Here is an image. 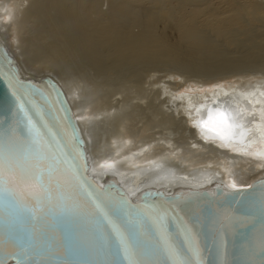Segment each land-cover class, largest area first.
Returning <instances> with one entry per match:
<instances>
[{"label": "bare ground", "instance_id": "bare-ground-1", "mask_svg": "<svg viewBox=\"0 0 264 264\" xmlns=\"http://www.w3.org/2000/svg\"><path fill=\"white\" fill-rule=\"evenodd\" d=\"M149 1L154 9L144 0H0V38L25 75L50 74L61 83L99 180L115 173L131 194L145 185L169 192L215 180L250 184L264 175V156L255 155L264 153V70L256 68L264 53L257 59L254 45L256 53H247L252 57L234 58L236 49L229 56L200 26L214 19L218 37L239 44L237 29L224 25L242 24L243 32L244 15L264 20V0H223L235 10L217 23L219 3L212 0ZM166 3L174 12L193 8L192 16L186 22L167 18L157 12ZM161 64L168 67L160 73ZM231 77L241 82L220 81ZM174 78L194 87L183 90ZM212 101L240 125L231 146L205 141L192 126ZM162 123L173 129L146 134Z\"/></svg>", "mask_w": 264, "mask_h": 264}, {"label": "water", "instance_id": "water-1", "mask_svg": "<svg viewBox=\"0 0 264 264\" xmlns=\"http://www.w3.org/2000/svg\"><path fill=\"white\" fill-rule=\"evenodd\" d=\"M0 73V264H264V175L244 205L220 180L131 194L94 176L61 83L25 75L1 38Z\"/></svg>", "mask_w": 264, "mask_h": 264}, {"label": "rangeland", "instance_id": "rangeland-1", "mask_svg": "<svg viewBox=\"0 0 264 264\" xmlns=\"http://www.w3.org/2000/svg\"><path fill=\"white\" fill-rule=\"evenodd\" d=\"M149 0H144V4H145V6H147L146 4H148V8L149 9H154V5H152L151 4V2L149 1ZM239 1H242V0H239ZM238 1V2H239ZM147 2V3H146ZM213 2H217V3H219L218 5H219V12L221 13V15H218L220 18L216 21V23L219 21V20H227L231 15H232V13H233V11L235 10V9H232V8H229V7H227V4H226V2H224L223 0L221 1V0H212V3ZM151 4V5H150ZM167 4H169V3H166L160 10H158L157 12L159 13L160 11V14L162 15L163 13V16H165V17H167V18H170L171 16H172V18L174 19V17L176 18V19H174V20H178V18H180L178 21H181V20H184V22H186V21H188V20H186V19H189L191 16H192V14H190L191 12L190 11H192L193 10V8H188L187 10L186 9H184L186 6H184L180 11H178V12H174L173 10H169L170 8H168L167 7ZM153 6V7H152ZM166 6V7H165ZM169 6V5H168ZM107 7V5L106 4H104V8H106ZM168 8V10H167V12H165L164 10H166V9ZM183 10V11H182ZM164 11V12H163ZM171 11H173V12H171ZM185 12V13H184ZM188 12V13H187ZM193 12V11H192ZM173 13V14H172ZM178 15H177V14ZM176 14V15H175ZM181 14V15H180ZM188 14V15H187ZM174 16V17H173ZM178 16V17H177ZM180 16V17H179ZM182 17V18H181ZM246 17V18H245ZM172 18H170V19H172ZM244 20H245V22L248 24L246 27H245V29L246 30H244L243 32H241V30H242V28H244V26L242 25V24H240V25H230V24H228V25H224V28H225V30L226 29H229V30H236L237 29V38L238 39H240L239 41H241V43L239 42V44H238V47L235 45V44H232V45H228V44H226V42H225V39L223 38V36H219L218 37V34H216V33H218L217 32V29H216V25H215V21H214V19H212V22L208 25V26H205V25H203V26H200L201 28V30H202V32H204V33H208V29H209V35L211 34V36L213 37V38H216L215 40H217L218 42H222L221 44H223V48L224 49H226V51H228V53H229V51L231 50L232 52L236 49V51H234V53H235V55H234V53H232L231 51H230V53H229V56H232V55H234L233 57L234 58H240V59H242L241 57H245V56H250V54H247V53H256V52H254L253 51V47H255L256 46V48H257V59H258V56L260 55V54H263L264 53V49H263V45H264V20L263 19H259V20H255V19H251V18H249V17H247L246 15H244ZM205 20V19H204ZM221 21H219V22H221ZM205 22V21H204ZM203 22V23H204ZM170 29V28H169ZM168 29V30H169ZM172 30H173V28H171ZM216 30V31H215ZM247 30H248V32H247ZM205 31H207V32H205ZM169 32V31H168ZM172 32V33H171ZM243 33V34H239L238 35V33ZM246 32H247V34L249 35V37H248V35L246 34ZM170 33L175 37V34H177V31H175V29H174V32L173 31H171L170 30ZM251 34V35H250ZM246 36H247V38H246ZM245 39H244V38ZM236 38V40L238 41V39ZM221 40V41H220ZM250 42V43H249ZM261 42H263V45H262V43ZM248 44L247 46H245V44ZM261 43V44H260ZM260 44V45H259ZM226 45H228V47H226ZM255 45V46H254ZM243 46V47H242ZM245 46V47H244ZM261 46V47H260ZM230 47V48H229ZM238 48V50H237V48ZM240 48V49H239ZM245 50H243V49ZM247 48V49H246ZM228 49V50H227ZM259 49H261L260 51H259ZM247 51V52H246ZM262 51H263V53H262ZM239 52H241L242 53V55L240 56V54L241 53H239ZM259 52V53H258ZM261 52V53H260ZM244 54V55H243ZM237 55V56H236ZM256 55V54H255ZM263 56V55H262ZM261 55L259 56V59H258V61H259V63L261 62V65H259V67H256V68H258V69H262V70H264V63H263V59H264V57H262ZM250 57H252V56H250ZM258 61H256V62H258ZM161 65H163V64H161ZM161 65H159V66H161ZM257 65V64H256ZM166 66V67H165ZM161 67H163V68H161ZM160 68V73L163 71L162 69H164V68H167L168 66L167 65H163V66H161ZM159 71V70H158ZM78 72V71H77ZM172 80H174V82L175 83H177L178 82V86H179V88H182L183 90H186V89H191L192 87H194L193 85V83H185L184 81H182V80H180L179 81V78H174V79H172ZM220 81H222L223 83H225V84H227V82H231V81H233V82H235V81H237V82H241V80L240 79H238L237 77L235 78V77H231V78H226V79H222V80H220ZM189 82H190V80H189ZM244 82H247L245 79H244ZM212 85L214 84V82H210ZM207 85L208 84H206V86H204V88H206L207 87ZM188 89V90H189ZM131 90H133V89H131ZM127 90H125V93H126V95H127V97H129V94L131 93L130 91H127ZM130 92V93H129ZM130 95H132V93L130 94ZM163 124H165V125H167V123H162V124H154V125H157V129L154 127V125L152 126V127H154V128H149L148 129V131L146 132V134H148V132H149V134H150V136H153V135H159V134H162V133H168L169 131H171L172 129H173V126L170 124V123H168V125L167 126H164ZM160 126H162V128H160ZM169 126H171V127H169ZM165 127H167V129H164ZM151 129V130H150ZM168 129H171V130H168ZM156 132H155V131ZM163 130H164V132H163ZM153 131V132H152ZM158 131H159V134H158ZM161 131V132H160ZM182 132L184 133L185 131H183L182 130ZM154 133V134H153ZM157 133V134H156ZM152 134V135H151ZM185 134H190L189 132H187V133H185ZM191 139H193V138H191V137H188V140H191Z\"/></svg>", "mask_w": 264, "mask_h": 264}, {"label": "snow or ice", "instance_id": "snow-or-ice-1", "mask_svg": "<svg viewBox=\"0 0 264 264\" xmlns=\"http://www.w3.org/2000/svg\"><path fill=\"white\" fill-rule=\"evenodd\" d=\"M0 75H2V73H0ZM28 87H31V82H28ZM61 95L62 94L57 91V96L60 97ZM60 103L63 104L62 99L60 100ZM201 107H203V105H201ZM197 111H199V109H197ZM189 115L191 114L189 113ZM234 121L235 117L231 112L224 110L223 108H217L215 111L209 110V114L206 119H193L191 123L192 126L198 130L201 138L205 141L218 139L224 142L226 146H231L229 142L237 138L236 129L240 127V125L236 124ZM240 135H243V133ZM255 155L264 156V153H256ZM214 187L217 189L221 188L220 185H214ZM229 187L233 190L229 194L230 199L234 200L239 196H243V199L240 200L241 205H244L249 200L256 199L250 191L251 189L245 190L237 186L234 181L231 182ZM206 209L209 211L211 210L210 207ZM261 220L264 221V202L261 204Z\"/></svg>", "mask_w": 264, "mask_h": 264}]
</instances>
